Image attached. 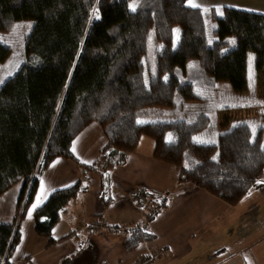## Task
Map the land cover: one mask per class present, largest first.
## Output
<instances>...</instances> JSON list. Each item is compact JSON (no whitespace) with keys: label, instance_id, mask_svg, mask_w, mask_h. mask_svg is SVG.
<instances>
[{"label":"trees","instance_id":"trees-1","mask_svg":"<svg viewBox=\"0 0 264 264\" xmlns=\"http://www.w3.org/2000/svg\"><path fill=\"white\" fill-rule=\"evenodd\" d=\"M23 21L33 23L26 63L0 86V196L23 182L14 222L0 224V264H12L41 174L57 158L77 161L73 140L91 123L107 143L82 168L101 175L106 207L112 170L127 163L143 136L154 140L155 159L179 168V186L231 206L264 176V116L258 126L240 122L219 132L205 110L190 109L218 84L244 93L246 55L264 56L263 14L226 8L223 17L211 11L207 24L187 0H0V32ZM10 55L0 42V64ZM87 182L53 192L35 210V232L49 245ZM167 196L143 188L131 195L138 205L151 199L156 209ZM126 236V251L153 239L140 231Z\"/></svg>","mask_w":264,"mask_h":264},{"label":"crops","instance_id":"crops-1","mask_svg":"<svg viewBox=\"0 0 264 264\" xmlns=\"http://www.w3.org/2000/svg\"><path fill=\"white\" fill-rule=\"evenodd\" d=\"M195 2L200 7L190 6L188 0L187 6L201 9L206 23L208 19L211 23V11L223 17L226 8L264 15V0ZM219 6H223L220 8L223 15L216 11ZM248 57L264 59L250 54ZM221 85L232 91L229 84H218L217 88ZM106 143L101 126L91 123L73 140L72 152L77 161L57 158L44 170L34 199L19 225L21 237L11 257L12 264H60L65 258L71 260L69 264H136L154 251L160 253L154 264H218L217 257L210 262L208 257L204 261L202 255L208 249L205 244L218 239L221 246L211 250L214 256L217 253L226 256L222 264H234L235 260L239 264H264V213L260 206L251 215L245 211L238 213L239 204L231 206L203 189L179 186V168L155 159V142L147 136L141 137L125 165L112 170L113 202L106 207L100 199L101 175L97 172L85 175L82 168L99 158ZM85 179L87 190L67 205L52 231L56 242L49 245L46 238L35 232V210L53 192ZM22 188L23 182H19L0 196V224L14 222ZM139 188L152 194H168L159 213L151 216L156 206L149 198H143L141 206L133 202L131 194ZM33 205L37 207L33 209ZM95 223L99 228L92 227ZM144 223H147L146 233L153 239L126 251L127 233Z\"/></svg>","mask_w":264,"mask_h":264},{"label":"rangeland","instance_id":"rangeland-1","mask_svg":"<svg viewBox=\"0 0 264 264\" xmlns=\"http://www.w3.org/2000/svg\"><path fill=\"white\" fill-rule=\"evenodd\" d=\"M207 23H210L209 19ZM32 29V22L23 21L14 24L7 32H0V42L6 44L11 49L10 57L4 63L0 64V81H2L0 82V86L18 72L26 63L27 40ZM175 39H178V30L175 31ZM144 62L146 65H153L154 59L147 56ZM250 71L253 74L252 80H250ZM245 75L246 89L242 95H236L228 86L221 85L214 91H203V103L192 105L190 109L205 110L216 123L219 132L226 131L232 125L240 122H247L253 126L260 125L262 123V117L264 116V59L253 58L250 61V57L246 55ZM181 118L188 119L184 116ZM259 181L264 182V176ZM132 200L135 203L137 201L134 197H132ZM142 202L143 201L139 203L140 206L143 204ZM258 205L260 206V210L264 213V183H257L239 203L238 207H236V211L238 213L245 211V214L251 215L257 210ZM219 242L220 240L218 239L215 243L210 242L205 244L208 249L202 254L204 255V261L206 257H208L207 261L210 262H213L215 257H217L218 264H222L223 261H225L224 258L226 256H223L222 253H217L216 256L212 253V250L217 249V245L221 246ZM214 247L216 248L212 249ZM237 261L238 260H235L233 263L239 264L236 263ZM224 264L231 263L228 262Z\"/></svg>","mask_w":264,"mask_h":264},{"label":"built area","instance_id":"built-area-1","mask_svg":"<svg viewBox=\"0 0 264 264\" xmlns=\"http://www.w3.org/2000/svg\"><path fill=\"white\" fill-rule=\"evenodd\" d=\"M159 211H160V209H155L154 211L151 212V216L159 213ZM92 227L99 228L97 223H95ZM131 230L133 232L140 231V232L146 233L147 232V223L141 224L140 226L132 227ZM159 256H160V253L157 251H154L150 255L139 259L136 264H154L159 259Z\"/></svg>","mask_w":264,"mask_h":264},{"label":"snow or ice","instance_id":"snow-or-ice-1","mask_svg":"<svg viewBox=\"0 0 264 264\" xmlns=\"http://www.w3.org/2000/svg\"><path fill=\"white\" fill-rule=\"evenodd\" d=\"M188 3H189V5L190 6H192V7H200V5L198 4V3H196L195 2V0H188ZM130 7H131V10L132 11H136V7H137V5H136V3L135 2H133L131 5H130ZM223 6H219V7H217V9H216V11L218 12V14H220V15H223V12L222 11H220V8H222ZM204 11H208V9H204ZM97 18H99V16H98V14H97ZM211 42V41H210ZM231 43H233V44H235V40H233V41H231ZM251 59H253V58H250V61H251ZM250 67H251V64H250ZM253 79V74L251 73V71H250V80H252ZM0 82H2V81H0ZM250 86H251V84H250ZM141 123H143V121H141ZM253 131H255V127H253ZM171 136H169V141L171 142ZM73 151H75V148L73 149ZM257 183H264V182H262V181H258ZM37 207V205H33V209H35ZM29 217H31V212H29Z\"/></svg>","mask_w":264,"mask_h":264}]
</instances>
